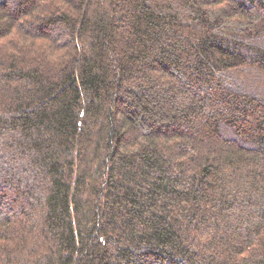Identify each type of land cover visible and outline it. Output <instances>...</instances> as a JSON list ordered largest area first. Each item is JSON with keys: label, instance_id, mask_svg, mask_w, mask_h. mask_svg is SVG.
Returning <instances> with one entry per match:
<instances>
[{"label": "trees", "instance_id": "trees-1", "mask_svg": "<svg viewBox=\"0 0 264 264\" xmlns=\"http://www.w3.org/2000/svg\"><path fill=\"white\" fill-rule=\"evenodd\" d=\"M0 264H264V0H0Z\"/></svg>", "mask_w": 264, "mask_h": 264}]
</instances>
